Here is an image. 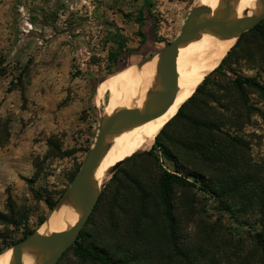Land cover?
Masks as SVG:
<instances>
[{
    "label": "rangeland",
    "instance_id": "374dc122",
    "mask_svg": "<svg viewBox=\"0 0 264 264\" xmlns=\"http://www.w3.org/2000/svg\"><path fill=\"white\" fill-rule=\"evenodd\" d=\"M197 1L0 0V251L38 231L52 212L49 203L57 207L63 199L105 115V106L96 102L100 83L172 43L200 6ZM261 57L257 63L230 61L227 72L211 76L184 115L201 102L215 120L242 116L240 131L223 129L242 141L248 163L264 170V53ZM237 76L262 87L246 91L242 113H232L225 100L237 96L231 87ZM184 125L171 124L161 142L170 144ZM173 151L183 154L178 146ZM140 155L127 159L106 184L84 229L89 243L131 264H182V253L198 258L196 264H264L253 238V228L264 231L260 207L233 192L212 198L199 186L173 189L175 249L167 241L156 197L162 171L173 172L177 165L158 153ZM179 165L183 175L199 173L193 160L180 159ZM206 171L201 172L205 181L219 178ZM136 197L146 198L148 211L137 229L132 224L138 216ZM111 210L116 213L112 225ZM77 255L74 247L59 264H93Z\"/></svg>",
    "mask_w": 264,
    "mask_h": 264
},
{
    "label": "trees",
    "instance_id": "16d2710c",
    "mask_svg": "<svg viewBox=\"0 0 264 264\" xmlns=\"http://www.w3.org/2000/svg\"><path fill=\"white\" fill-rule=\"evenodd\" d=\"M263 25L264 21L252 31L244 34L241 39L237 41L236 45L227 54L220 66L204 80L203 84L197 88L195 94L180 108L175 118H173L172 121L162 129L157 136L152 149L144 152L145 155L148 156L158 153L159 157L163 158L166 162H172L177 165L176 170L173 172L168 170L162 171V174L159 177L156 197L157 207L160 211V218L166 226L165 231L167 241L177 250H179L178 237L176 235L177 219L172 198L175 186H199L202 192L208 194L212 198L217 197L219 194H229L233 192V196L241 197L242 199L249 201L251 206L257 207L256 205H258L261 209L259 213L264 216V170L249 164L243 153L244 146L242 145V141L239 138L231 136L229 131L226 132L223 129L224 127H229L240 131L243 126L242 121H240L242 116H235L234 118L226 117L215 120L209 117L205 111L203 112L205 104L202 105L201 102L198 103L192 113L184 115L185 107L190 103H193L203 92L210 77L217 73L227 72V64H229L230 61H233L235 64H240L243 61L257 63L262 60L261 55L264 53ZM231 87L237 96L234 99L229 98L225 100H229V109H232V113H242L245 109L243 96L246 94L247 90H262L261 85L255 79L241 76H237L232 81ZM178 120L183 121L185 125L174 133V137L170 141V144L165 145L161 142L165 130ZM175 146L182 148L183 154H181V156L173 151V147ZM139 156H141L140 153H137L133 158ZM180 159L185 161L193 160L195 165L200 168L198 175L181 174L179 165ZM204 170H211L213 173L215 172V175L219 178L216 180H210L209 182L205 181L203 173H201ZM224 175L225 178H222ZM191 178L193 179V182L190 181ZM239 194L242 196H238ZM104 196L105 193L102 194L92 217L97 213ZM122 200H127V197H124ZM135 201H137L136 212L138 216L135 217L136 219H132V224L136 227L135 229H137L147 218L148 211L147 208L145 209L147 204L146 198H140L138 200V197H136ZM138 201L140 202L139 204ZM49 205L50 211H53L56 208V204L49 203ZM115 208H119V205H116ZM115 216V210H111L109 217L110 225L113 224ZM92 217L87 225L90 224ZM44 222L45 221H42L39 226ZM84 229L81 232L78 241L72 247H76V250L78 251L77 258L83 263L131 264V260L128 258L118 257L111 251L99 248L97 242L89 243L88 237L84 233ZM253 231V238L264 261V231H257L255 228H253ZM35 232H37V230L29 232L20 240H15L11 246L13 247ZM5 251L6 249L0 251V254ZM197 261L198 258L192 259L187 254L182 253V264H196Z\"/></svg>",
    "mask_w": 264,
    "mask_h": 264
},
{
    "label": "water",
    "instance_id": "95a60500",
    "mask_svg": "<svg viewBox=\"0 0 264 264\" xmlns=\"http://www.w3.org/2000/svg\"><path fill=\"white\" fill-rule=\"evenodd\" d=\"M236 2L237 0H220L214 10L205 6L194 8L189 13L176 39L141 62L145 63L157 58L152 93L137 108L114 111L101 118L93 147L63 199L57 205L67 202L77 215L76 224L70 229L48 236H42L37 231L7 249L12 252L13 264H22L20 254L23 251L41 253L42 258L39 264H59L64 255L78 241L106 186L100 190L97 186V178L107 147L126 131L155 119L176 100L178 95V61L182 49L204 38L235 39L237 43L244 34L252 31L264 21V0H257L253 15L243 17L233 12ZM125 161L115 165L112 176Z\"/></svg>",
    "mask_w": 264,
    "mask_h": 264
},
{
    "label": "bare ground",
    "instance_id": "6f19581e",
    "mask_svg": "<svg viewBox=\"0 0 264 264\" xmlns=\"http://www.w3.org/2000/svg\"><path fill=\"white\" fill-rule=\"evenodd\" d=\"M219 1L198 0L197 2L200 6L214 10ZM256 4L257 0H237L233 12L240 17L251 16L256 10ZM235 43V39L204 38L182 49L178 61L176 100L155 119L126 131L107 147L97 178V186L100 190L111 180L117 163L152 147L162 129L175 118L181 105L193 95L206 77L218 68ZM156 64L157 58L145 63L140 62L102 81L96 90L98 106H105V114H110L142 105L154 89ZM76 222L75 211L67 202H63L40 226L38 234L48 236L62 232L73 227ZM20 256L22 264H39L42 258L41 253L32 251H23ZM0 264H13L11 250L0 254Z\"/></svg>",
    "mask_w": 264,
    "mask_h": 264
}]
</instances>
